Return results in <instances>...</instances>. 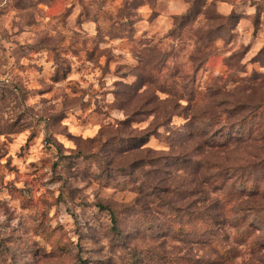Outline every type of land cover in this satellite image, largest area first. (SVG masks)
<instances>
[{"label":"rangeland","instance_id":"obj_1","mask_svg":"<svg viewBox=\"0 0 264 264\" xmlns=\"http://www.w3.org/2000/svg\"><path fill=\"white\" fill-rule=\"evenodd\" d=\"M0 74V264H193L197 188L264 206V0H0Z\"/></svg>","mask_w":264,"mask_h":264},{"label":"trees","instance_id":"obj_2","mask_svg":"<svg viewBox=\"0 0 264 264\" xmlns=\"http://www.w3.org/2000/svg\"><path fill=\"white\" fill-rule=\"evenodd\" d=\"M148 136V134L145 135L146 138ZM163 180L166 179H159L155 182L149 181L148 185L153 188H164L166 192L168 187L164 185ZM243 183H246L245 180H243ZM232 185L234 186V184ZM218 190L219 185L210 188L201 186L199 189H196L195 193L199 194V197H197V201H195L193 208L189 211V224L192 227L191 237L193 243L203 251V257L192 261L193 264L230 263L233 258L237 257L235 247L238 248V246L242 247L245 251L247 250L249 255H257L260 251H264V226L258 222V214H264V206L245 207L238 195H228L227 193H222L220 196L214 195ZM244 190L247 191V196L258 195L261 200H264V187L259 189L257 186H251L250 188H245L244 186ZM208 194H212L216 198L208 200ZM164 203L171 206L172 210H179L167 199H165ZM100 207L103 208L102 206ZM110 218L112 230L117 231L115 226L116 218L113 212H111ZM223 219H227L229 222L231 220L230 223L235 228L232 243L236 246H232L231 244L225 245L218 240V229L223 224ZM257 230L263 236L253 234V231Z\"/></svg>","mask_w":264,"mask_h":264},{"label":"built area","instance_id":"obj_3","mask_svg":"<svg viewBox=\"0 0 264 264\" xmlns=\"http://www.w3.org/2000/svg\"><path fill=\"white\" fill-rule=\"evenodd\" d=\"M0 88H9L11 90L15 91L14 86L12 85L10 79L8 78L7 75H2L0 74Z\"/></svg>","mask_w":264,"mask_h":264}]
</instances>
